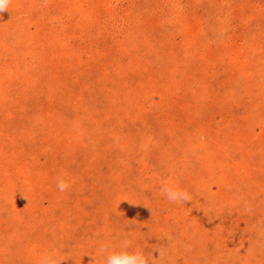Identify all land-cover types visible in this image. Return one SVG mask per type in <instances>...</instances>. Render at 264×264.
I'll return each instance as SVG.
<instances>
[{
  "label": "rangeland",
  "instance_id": "obj_1",
  "mask_svg": "<svg viewBox=\"0 0 264 264\" xmlns=\"http://www.w3.org/2000/svg\"><path fill=\"white\" fill-rule=\"evenodd\" d=\"M122 251L264 264V0L0 12V264Z\"/></svg>",
  "mask_w": 264,
  "mask_h": 264
},
{
  "label": "clouds",
  "instance_id": "obj_2",
  "mask_svg": "<svg viewBox=\"0 0 264 264\" xmlns=\"http://www.w3.org/2000/svg\"><path fill=\"white\" fill-rule=\"evenodd\" d=\"M10 2L11 0H0V12L8 9ZM68 186V182L65 179H58L57 187L61 192L67 189ZM162 191L167 194L170 200L188 199L187 193L173 190L167 186ZM43 264H59V261L54 257H46ZM106 264H149V261L142 253L122 251L109 254L106 259Z\"/></svg>",
  "mask_w": 264,
  "mask_h": 264
}]
</instances>
